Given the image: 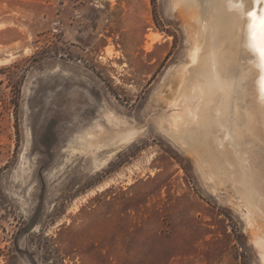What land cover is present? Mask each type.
<instances>
[{"label": "rangeland", "instance_id": "obj_1", "mask_svg": "<svg viewBox=\"0 0 264 264\" xmlns=\"http://www.w3.org/2000/svg\"><path fill=\"white\" fill-rule=\"evenodd\" d=\"M191 1L0 0V264H262L237 195L169 127L203 45Z\"/></svg>", "mask_w": 264, "mask_h": 264}, {"label": "bare ground", "instance_id": "obj_2", "mask_svg": "<svg viewBox=\"0 0 264 264\" xmlns=\"http://www.w3.org/2000/svg\"><path fill=\"white\" fill-rule=\"evenodd\" d=\"M261 1L209 0L207 8L204 7L208 9L204 22L203 18L195 19L202 28L203 45L198 46V42L192 50L189 75L184 73L187 76L184 78L181 74L179 102L184 114H176L169 127L185 142V147L186 143L192 146V155L202 160L199 161L204 165L205 175L212 180L219 178L217 185L219 181L228 184L237 195L247 210L250 237L264 264V56L259 51L264 47V3ZM199 11L196 14L202 13ZM242 51L247 55L249 71L241 63ZM236 66L240 69L239 81L245 80L248 114L238 129L226 112L230 103L224 98L232 87ZM219 90L222 95L217 96ZM248 130L257 141L244 137Z\"/></svg>", "mask_w": 264, "mask_h": 264}, {"label": "snow or ice", "instance_id": "obj_3", "mask_svg": "<svg viewBox=\"0 0 264 264\" xmlns=\"http://www.w3.org/2000/svg\"><path fill=\"white\" fill-rule=\"evenodd\" d=\"M262 23H264V22H262ZM259 51L261 52V55L264 56V47H261V48L259 49Z\"/></svg>", "mask_w": 264, "mask_h": 264}]
</instances>
